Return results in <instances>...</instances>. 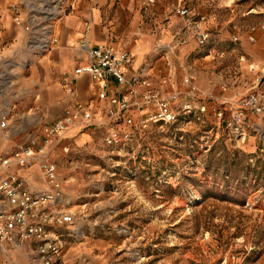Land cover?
I'll list each match as a JSON object with an SVG mask.
<instances>
[{
	"label": "rangeland",
	"instance_id": "1",
	"mask_svg": "<svg viewBox=\"0 0 264 264\" xmlns=\"http://www.w3.org/2000/svg\"><path fill=\"white\" fill-rule=\"evenodd\" d=\"M71 1L34 0V6L47 4L44 13L29 2L26 21L34 17V28L52 27L64 14L63 2ZM92 1L81 0L76 10ZM147 1L139 10L143 22L174 21L181 36L176 49L185 40L190 48L160 77H172L167 94H178V119L142 128L141 115L134 116L132 137L123 145L106 142L108 124L89 128L97 130L91 147L66 152L53 142L63 207L74 218L58 230L61 264H264V123L242 103L249 93L264 92V0ZM150 4L156 8L151 13ZM179 7L191 16L178 15ZM202 15L205 26L198 23ZM202 28L210 33L205 44L198 41ZM27 42L30 52H52L53 46L43 50ZM188 76L194 77L191 84ZM186 104L190 112L183 111ZM60 111L50 110L41 121L26 109L24 116L33 119L24 123L0 101V122L6 116L9 124L0 128V148L10 152L19 142L41 147ZM237 113L243 120L231 125Z\"/></svg>",
	"mask_w": 264,
	"mask_h": 264
},
{
	"label": "built area",
	"instance_id": "2",
	"mask_svg": "<svg viewBox=\"0 0 264 264\" xmlns=\"http://www.w3.org/2000/svg\"><path fill=\"white\" fill-rule=\"evenodd\" d=\"M33 8L40 13L48 10L45 2ZM13 11L15 23L24 25L26 21L21 16L20 7L15 6ZM176 12L184 18L191 16L186 7H179ZM27 22L29 25L24 27L30 34V43L40 45L43 50H48L56 43L48 28L43 27V32L34 30V17ZM208 22L205 15L198 20L202 26ZM209 39V30L202 28L198 32L199 43L205 44ZM250 40L255 39L250 37ZM82 47L86 48L84 44ZM87 54L88 61L74 70L72 82L66 83L65 89L68 94H74L73 82L87 75L93 84L94 98L88 102L77 100L68 106L63 117L46 130L47 137L41 147L19 146L10 153H0V193L8 204L7 209L0 211V255L5 258V264H18L9 259L8 252L28 242L35 246L30 264L62 262L63 242L58 230L73 225L74 218L72 212L63 207L65 194L58 178L57 166L50 155L54 141L61 142L65 134L76 126L90 128L108 124L106 142L114 146L123 145L132 137L134 116L141 115L142 128L150 123L172 124L178 119L179 112L173 108L178 94H167V86H174L171 76L155 80L145 70L132 72L134 56L112 44L88 46ZM193 80V76H188L185 82L191 84ZM113 89L115 92L111 94ZM242 103L246 109L261 116L264 123V92H251ZM189 110V104L183 106V111ZM243 117L242 113L233 115L230 124L240 125ZM120 122L125 125L124 128L117 127ZM0 127H9L6 116H3ZM64 150L69 151L68 148ZM36 164L40 166L48 185L44 191L30 190L26 180L15 171Z\"/></svg>",
	"mask_w": 264,
	"mask_h": 264
},
{
	"label": "crops",
	"instance_id": "3",
	"mask_svg": "<svg viewBox=\"0 0 264 264\" xmlns=\"http://www.w3.org/2000/svg\"><path fill=\"white\" fill-rule=\"evenodd\" d=\"M33 1L0 0V75H4L6 79L5 82L0 81V101L11 108L15 119L25 120L24 123H31L33 117L26 114L24 116L23 110H35V117L41 121L46 119L50 110H61L62 118L65 109L74 101L88 102L94 98L93 84L87 75L73 82L74 94H68L65 89V84L72 82L74 70L88 61V46L112 44L129 51L134 56L132 72L145 70L155 80L166 73L169 69L167 64L176 67L172 60L178 58L177 54L185 58L190 51L186 40L176 49V41L179 43L181 36L175 29L177 26H174V21L167 26L160 21L143 22L140 11L147 0H130L127 4L124 0H93L87 8L82 6L79 11L75 6H79L81 0H72L68 4L63 2L66 7L62 9L64 14L60 20L54 22L52 27L44 26L50 27L52 38L57 40L52 45V52H30L27 50L30 34L24 26L29 25L26 21L27 8L28 3ZM154 1L152 0L153 3ZM15 6L20 7L21 16L26 21L22 26L14 21ZM154 7L155 5L150 4L148 12H153L156 9ZM24 8L26 11H23ZM124 9L129 16L124 13ZM182 24L180 20L178 26ZM34 30L41 32L42 29ZM83 44L86 48L82 47ZM10 64L12 67L9 68ZM8 82L14 83V87L4 88L3 85ZM96 134V129L76 126L65 134L61 143L70 150L91 147ZM24 140L26 141L25 138ZM22 144L23 142H19L20 146H24ZM10 152L8 148H0L2 154ZM15 171L26 180L30 190L38 192L48 188L38 164ZM1 199L0 195V210H5L8 204ZM34 248L28 242L10 250L8 257L18 264H30ZM0 264H5L2 255Z\"/></svg>",
	"mask_w": 264,
	"mask_h": 264
}]
</instances>
